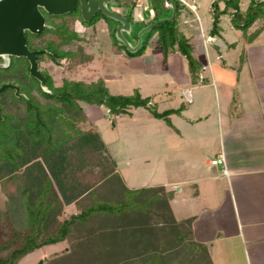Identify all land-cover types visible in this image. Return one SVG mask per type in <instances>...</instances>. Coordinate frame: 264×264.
Here are the masks:
<instances>
[{
	"label": "rangeland",
	"instance_id": "obj_1",
	"mask_svg": "<svg viewBox=\"0 0 264 264\" xmlns=\"http://www.w3.org/2000/svg\"><path fill=\"white\" fill-rule=\"evenodd\" d=\"M187 1L196 4V13L182 6L177 11L175 22L181 35L192 42L190 46L196 59L191 65L176 50L165 54L160 51L152 55L153 48L149 46L138 54L129 56L119 45L120 42L113 41L109 31L106 34L102 30L101 22H84L81 18L75 21L73 27L69 25L68 28L69 32L72 28L77 29L78 32L74 33L78 38L61 44L55 35L45 31L39 43L50 41L54 47L61 50H73L80 46L86 53L93 55L90 62L83 66L75 65L69 73L65 70L67 61L59 62L54 68L56 71L51 72L54 86L60 85L62 77L73 80L84 78L83 80L87 81L100 77L110 94L128 95L136 88L141 96L149 97L150 103H154L158 111L177 109L168 116L169 121L181 130L184 136V140H181L182 153L177 157L172 155L170 143V151L163 153V145L152 143L150 134H144L148 121L156 120L141 107L129 108V113L126 114L113 115L105 105H88L83 106L84 116L81 120L64 118L62 121L64 126L73 130L88 127L95 129L115 161L116 171L128 187L164 184L166 189L173 190L180 196L185 204L180 211H176V207L171 204L175 218L184 214L195 215L192 219L195 228L199 224L202 225L206 218L212 237L227 236L228 238L223 240V247L229 254L226 259L228 261H224V257L222 259L221 254H218L221 246L216 245L222 243L221 239L211 241V245L206 246L215 264H245L242 258H238L240 254L235 255L236 249L240 246L247 250L255 245L264 246V30L252 41L249 40V34L261 24L264 15L263 18H254L252 22L243 25L241 23L245 16L242 13L235 17V21L241 26H235L234 12L227 9L226 12L218 14L219 34L208 42V28L213 13L211 3L214 0ZM132 4L133 1L125 3L118 0L119 8L130 7ZM139 10L141 11L140 7ZM260 11L264 13L263 3L257 7L258 14ZM196 14L202 32L199 30ZM77 17L76 15L75 19H78ZM67 21L69 18H65V15H58L53 16L49 23L58 25L56 27L63 30ZM77 22L84 28L83 32H80L81 27ZM141 25L140 21L134 22L132 35H136L143 27H140ZM203 39L206 41L205 49L202 46ZM144 55L155 58V64H159L161 72L152 73L149 68V73H146L148 70L145 67ZM205 56L211 68L220 66L222 62L235 72L233 68L238 65L239 58L245 64L239 73V100H234L230 105L231 110L229 108L228 127V113L227 110L224 113L226 107L224 108L222 95L216 84L212 86L208 67H204L205 70L200 68L201 64L207 61ZM157 57L160 59L157 60ZM41 59L44 60L41 67H45V55H42ZM15 62V69L23 71L25 61L17 58ZM8 70H12V67ZM187 75L190 76V84L186 82ZM202 78L203 84L208 83L212 87L199 86L196 82ZM24 79L26 83L23 82V85L26 88L21 92L39 103H46L33 82L29 81L27 76ZM4 92L0 94L3 114L16 117L21 114L23 118V100L16 99L15 96L14 99L10 89H5ZM187 96L189 101L186 100ZM196 96H200L201 103L195 101ZM202 110L206 117L198 119L197 116ZM188 134L195 138L190 144L185 140ZM220 150L225 157V174L221 172L219 165L207 162L215 158ZM31 158L39 159V153ZM205 181L210 188L207 203L199 200L197 192ZM178 187L180 190L177 191ZM5 199L0 192V208L3 207ZM203 206L205 207L202 208ZM67 207L69 208L67 205L62 212L64 216L74 211L73 205L72 208ZM144 237V260L152 263V249L146 243L151 238L147 234ZM68 245L69 243L62 241L42 246L24 255L16 264H36L39 259L62 253L68 249ZM138 251L142 252L143 246L128 253L137 254Z\"/></svg>",
	"mask_w": 264,
	"mask_h": 264
},
{
	"label": "trees",
	"instance_id": "obj_2",
	"mask_svg": "<svg viewBox=\"0 0 264 264\" xmlns=\"http://www.w3.org/2000/svg\"><path fill=\"white\" fill-rule=\"evenodd\" d=\"M172 1L175 6L173 19L146 31L133 53L119 44L126 54H138L155 34V44L163 54L176 50L191 65L195 60L192 48L188 38L177 30L175 22L182 5ZM260 3L264 5V0H248L243 12H235L238 0H226L223 12L232 9L233 24L241 26L235 17L242 13L245 16L243 25L254 18H263V12L257 13ZM149 4L152 18L140 21V27L169 16L170 8L163 6V0H149ZM212 10L210 37L217 35L219 30V13L216 8ZM125 17L132 21L129 14ZM75 18L73 12L69 13V21L64 23L63 30L55 27L39 35H28L38 37L39 42L46 31L64 44L78 38L68 30ZM98 19L107 23L109 34L116 41L113 33L117 22L100 13L90 21L93 23ZM262 29L264 19L249 34V39ZM132 37L136 39L135 34ZM41 46L51 50L50 59L67 61V73L75 65L83 66L93 58L80 46L61 50L50 41L42 42ZM16 60L11 58L10 65L0 69V84L21 83L25 89L24 77L30 79L27 67L17 71ZM11 67L12 70H8ZM83 79L63 77L60 85L49 88V93L40 91L46 103H39L29 96L27 99L16 98L24 102L23 118L21 114L18 117L3 114L0 105V192L6 198L0 208V264H16L24 255L62 241L69 243L68 249L39 259L36 264H211L205 245L194 237L193 217L180 220L173 217L169 205L171 190H165L161 185L128 187L116 171L115 161L99 133L91 127L73 130L62 121L64 118L81 120L83 106L105 105L113 115L141 107L171 126L168 116L177 109L158 111L149 97L141 96L136 88L128 95H114L108 92L100 77L90 81ZM36 153H39V159L32 160ZM69 204L73 205L74 211L62 215ZM145 234L151 238L146 243L152 249V263L144 260ZM140 246H143L142 252L128 253ZM138 259L141 261H135Z\"/></svg>",
	"mask_w": 264,
	"mask_h": 264
},
{
	"label": "crops",
	"instance_id": "obj_3",
	"mask_svg": "<svg viewBox=\"0 0 264 264\" xmlns=\"http://www.w3.org/2000/svg\"><path fill=\"white\" fill-rule=\"evenodd\" d=\"M113 1H115V5H113V10L124 15V16L129 14L132 18V21H131L132 26H133L135 21H144L145 22V21H148L149 19L152 18L153 12H152V9L150 8L149 0H120L121 2L125 1V3L126 2L129 3V2L133 1V4L130 7H124V8H119L118 0H113ZM225 1L226 0H214V2L211 3L212 9L216 8L217 13H219V14L222 13L226 9V7L224 6ZM247 3H248V0H238V9H235V12H237L238 10L243 12L245 10ZM239 5H240L242 10L240 9ZM139 7L141 8V11L139 10ZM169 8H170V6H169ZM220 8H222V9L218 11V9H220ZM117 9H119V11ZM193 13L195 14L196 12H193ZM195 16H196L195 17L196 20L198 21L199 30H200V32H202V28L199 24V19L197 17V14ZM211 20H212V16H211ZM97 21L101 22L102 30H104L106 32V34H108V30H107L106 24L104 23V20L98 19ZM183 22L185 23L186 21L183 20ZM76 24L79 27H81L80 24H78V23H76ZM209 28H210V26H209ZM209 28H208V30H209ZM83 29L84 28L81 27L80 32H83L82 31ZM263 30L264 29H262L261 31H263ZM261 31L256 36H254L252 39H249V40L252 41L255 37H257L261 33ZM218 34H219V30H218ZM207 36L209 37L208 42H211L213 40V37L216 35H214L212 37H210L209 35H207ZM155 37H156L155 34H153L148 39L147 44H146V47L149 46V47L153 48V51L151 53L152 55H155L156 53L160 52L159 47L155 44ZM188 43L191 44L192 42L189 41V39H188ZM248 43H250V42H248ZM202 46L205 49V46H206L205 39H203ZM191 48H192V46H191ZM147 52H148V50H147ZM192 53H193L192 54L193 58L196 59L195 53L194 52H192ZM150 55H144V63H146L145 67L148 70V71H146V73H149V68L153 71L152 73H154V71L161 72L159 64H155V58H152V56H150ZM239 56H241V52L239 53ZM156 59L159 60L160 57H157ZM204 59H206L207 61L203 62L201 65L208 67L210 82H211L212 86H214L216 84L218 91L222 95L223 103L225 105L224 108L226 107L224 113L226 112V110L228 113V116L226 119V127H228L229 126L228 117L230 115L229 114L230 105L233 104L234 100H236V99L239 100V97H240V94L237 92L238 91L237 86H238V80H239V75H240L239 73L241 72V70L243 69V66L245 65L244 61L240 60V58H239L238 59V65L233 68V70L235 71V72H233L232 69L230 68V66L227 65V67H226L224 65V63H222V62L220 64V66L211 68V64L209 65L207 56H205ZM200 68H201V66H200ZM203 70H205V68ZM186 82L188 84H190V82H191L190 76H188V75L186 76ZM196 83L199 84V86H210V87H212L208 83L203 84L204 78L198 79ZM186 100L189 101L188 96L186 97ZM195 101L198 103H201L202 100H201L200 96H196ZM230 110H231V108H230ZM203 117H206L204 110H202L200 112V114H199V116H197V118L202 119ZM154 119L156 121H150V122L148 121L147 126L144 127V134H147V135L150 134V137H151L150 141L152 143L156 142V145H159L161 143L163 145V148H162V150H164L163 153H165V151H167V152L170 151L168 148V145L170 143L172 155H174L176 157L179 156L182 153L181 140L184 138L183 134H181V130H178V128L175 125H173L171 122H170L171 126H168L163 120L156 119V118H154ZM188 122H190V121H188ZM221 122H223L222 119H221ZM153 136L155 138H153ZM194 139L195 138L193 137L192 134H188V136L185 138V140H187V142H189V144ZM165 148H167V149H165ZM224 160H225V157H224ZM207 162H208V164H210L209 160ZM233 174H236V173L233 172ZM158 185H161L164 187L165 190H168V189H166V186L164 184H158ZM149 186H152V185H149ZM178 190H180L179 187L177 188V191ZM197 190H199V191H197L199 193V196H198L199 200L200 201L204 200L207 203L206 199L210 198V192H209L210 188L207 185L206 181H205V183L204 182L201 183V188L199 186V189H197ZM171 191H172V196H171V199L169 200V205H170V209H171L172 214H173L172 205H171L172 203H173L174 207H176V211H180V209H182L185 204H184V202H182V198H180V196L175 194L173 190H171ZM68 206H69V208H72V205H68ZM204 207L205 206H203L202 208H204ZM173 217H174V215H173ZM187 217H195V215L184 214V216H181L178 218L174 217V218L176 220H180V219H184ZM191 227H192V230L194 232L195 239L200 241L201 243H203L205 245V247L207 245H211V243H212L211 241H216L218 239H221L222 243H220L219 245H216V246H221L218 249V254H221L222 259L224 257V259H223L224 261H228L226 259L229 257V254L226 253V249L223 247V244H224L223 240L227 239L228 238L227 236H225V235L224 236L223 235L217 236L216 235V237H212V234H209L211 232V229L208 227V221L206 218H205V222L202 225L199 224L195 228V227H193V225L191 223ZM219 229L222 230L221 228H219ZM214 230L215 229H212V231H214ZM206 243H208V244H206ZM206 250H207L208 255L210 257L211 264H215V261H214V259H212L210 252L207 249V247H206ZM236 254H240L238 256V258L239 257L242 258L245 264H264V246H262V245H259V246L255 245L252 248H250L249 250H247L246 248L242 249V247L240 246V248L236 249L235 255Z\"/></svg>",
	"mask_w": 264,
	"mask_h": 264
},
{
	"label": "water",
	"instance_id": "obj_4",
	"mask_svg": "<svg viewBox=\"0 0 264 264\" xmlns=\"http://www.w3.org/2000/svg\"><path fill=\"white\" fill-rule=\"evenodd\" d=\"M168 1L171 10L169 16L155 19L140 28L136 33V41L132 45L123 35L132 31V23L124 15L109 7L115 5L113 0H0V68L9 66L10 57H23L28 62V74L39 81L41 89H46L43 85L44 77L39 73L36 65V55L40 51L29 50L24 39L25 31L38 34L47 27L39 8L50 15H61L72 12L78 4L80 18L84 22H89L94 14L99 12L118 23L114 28L113 37L125 47L126 51L133 53L141 44L142 34L158 23L173 19L175 6L172 0ZM5 89L13 90L15 97L24 96L18 92L19 88L15 84H0V93Z\"/></svg>",
	"mask_w": 264,
	"mask_h": 264
},
{
	"label": "flooded vegetation",
	"instance_id": "obj_5",
	"mask_svg": "<svg viewBox=\"0 0 264 264\" xmlns=\"http://www.w3.org/2000/svg\"><path fill=\"white\" fill-rule=\"evenodd\" d=\"M112 10H113V5H110L109 6ZM39 11H40V13L42 14V16L44 17V24L47 26L46 28H44V29H42L38 34H31V33H29V32H27V31H25L24 32V39H25V44H26V46H27V48L29 49V50H38V51H40V53L39 54H37L36 55V65H37V70L39 71V73L44 77V81H43V85H44V87L46 88L45 90H43V89H41V87H40V84H39V81L38 80H36V79H34L33 77H31L29 74H28V71H27V74H28V76L30 77V79H29V81H31V82H33V84H34V86L37 88L36 90L40 93V91H42V92H45V93H49L50 92V89L49 88H54V87H56V86H54V83H53V80H52V75H51V72H53V71H56L54 68L55 67H57L58 65H59V62H61L63 59H61V60H59V62H55L54 60H52V59H50V57L52 56L51 55V50H47V49H45V48H43L42 46H41V44L42 43H39L38 42V37H33V36H30V35H28V33L29 34H31V35H39L42 31H44V30H47V29H52V28H55L56 26H58V25H52V24H50L49 23V21L50 20H53V16H58V15H50V14H48V13H45L42 9H40L39 8ZM73 12V14L75 15H77L78 17V19H75L74 20V22L71 24V27H73L74 25H75V21L77 20V21H79L80 20V14H79V7H78V4H76L75 5V8H74V10L72 11ZM69 13H71V12H69ZM69 13H65V14H61V15H65V18H69ZM97 13H99V12H96L95 14H94V16L95 15H97ZM50 16L52 17L51 19H50ZM93 16V17H94ZM48 17H49V19H48ZM92 17V18H93ZM97 21V20H96ZM129 22H131V21H129ZM78 23V22H77ZM104 23L107 25V23L104 21ZM116 25H118V23L116 24ZM115 25V26H116ZM107 27V30H108V26H106ZM72 31L73 32H78V30H76L75 28H72ZM132 31H133V28H132ZM132 31L129 33V34H127V33H123V35H124V37L126 38V39H128L129 41H130V44H134L135 43V40H133V37H132ZM31 37H33L35 40H33ZM66 50H68V49H66ZM45 55V57H46V65H45V67H41V63L44 61L43 59H41V56L42 55ZM11 58H22V60H24L25 61V64H26V67H27V69H28V62H27V60L25 59V58H23V57H10V63H11ZM10 63H9V65H10ZM7 68V67H6ZM6 68H0V69H6ZM63 78V77H62ZM61 78V79H62ZM61 79H60V81H61ZM31 82H29V83H31ZM4 83H11V84H15L18 88H19V90H18V92L20 93V94H23L24 95V93L23 92H21V90L23 89L22 87V84L20 83V84H17V83H12V82H4ZM61 83V82H60ZM2 84V83H1ZM22 88V89H21ZM10 91H11V94L13 95V90H11L10 89ZM4 92V91H3ZM14 96V95H13ZM17 98H26V96L24 95V96H19V97H17Z\"/></svg>",
	"mask_w": 264,
	"mask_h": 264
},
{
	"label": "built area",
	"instance_id": "obj_6",
	"mask_svg": "<svg viewBox=\"0 0 264 264\" xmlns=\"http://www.w3.org/2000/svg\"><path fill=\"white\" fill-rule=\"evenodd\" d=\"M179 4H181L182 6L187 7L190 11L194 12V6L195 4L188 2L187 0H176ZM163 6L164 7H169L170 6V2L168 0H163ZM204 65L201 66L202 69H204ZM209 163L211 165H219L221 172L223 174L226 173V167H225V160H224V155L223 152L220 150L217 152L216 157L212 158L209 160Z\"/></svg>",
	"mask_w": 264,
	"mask_h": 264
}]
</instances>
